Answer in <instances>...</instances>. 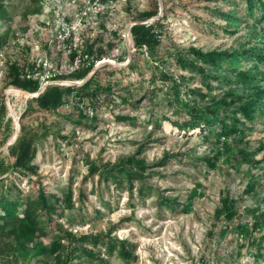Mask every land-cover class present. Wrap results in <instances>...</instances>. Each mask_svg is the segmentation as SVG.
Instances as JSON below:
<instances>
[{
    "label": "rangeland",
    "instance_id": "obj_1",
    "mask_svg": "<svg viewBox=\"0 0 264 264\" xmlns=\"http://www.w3.org/2000/svg\"><path fill=\"white\" fill-rule=\"evenodd\" d=\"M155 1L42 0L40 13L25 16V10L33 9L37 0H7L14 19L3 42L4 48L0 50V104L6 105L0 127V157H10L6 145L16 134L17 121L21 127L46 129L47 135L37 141L34 160L38 165L37 174L23 175L10 170L2 177L9 175L6 183L15 182L22 190L20 195L25 197H34L43 188L64 198L72 189L75 208L65 209L63 214L60 210L51 221L45 218L51 232L56 229L64 235L58 228L60 224L77 237L111 231L113 236L127 239L134 245L136 258L129 262L100 247L102 259L85 257L76 260V264H257L255 247L238 234L236 227L238 223L254 221L249 209L257 203L264 210L260 191L264 185V166L242 163L237 167L225 164L209 169L203 158L216 152L214 138L207 141L200 129L186 134L176 127L174 121L183 122L187 113L180 102L167 101L166 89L170 82L160 77L163 68L177 77L182 73L191 75L175 62L176 49L192 45L204 50L232 49L243 43H254L255 38L245 23L235 34L224 31L226 21L216 12L217 7H221L234 8L243 14L246 5L243 0H163V12L158 15L159 19L164 17L163 43L151 55L148 51L138 52L132 34L127 31L129 25L137 21V13L152 9ZM157 1L160 10V1ZM6 27L0 22V34ZM258 31L264 34V25H260ZM92 41L96 48L106 50L99 62L126 63L131 54L130 63H137L131 68L109 63L100 66L98 81L112 85L115 92L103 94L89 103L96 118L81 117L78 100L72 97L67 98L57 113L41 110L29 92L7 84V62L44 61V77L54 72L65 74L80 64L79 60L72 64L70 50L78 48L81 52L82 46ZM159 57H167V62L163 64ZM238 65L247 69L252 63L241 59ZM72 82L69 79L45 81L60 85H73ZM187 83L190 87H205L198 77ZM259 83H263L262 80ZM212 86V94H220L223 90L216 80ZM204 91L207 92V88ZM120 93H131L137 105L122 102ZM122 115L130 119H121ZM248 126L249 149L255 151L264 141V116ZM140 145L144 146L141 156L152 165L147 180L152 186L149 194L138 192V182L130 191L124 186L116 187L114 182L107 186L100 181L98 172L90 173V161L98 165L114 163L136 152ZM263 154H256V159H261ZM250 172L255 175L258 189L257 193L247 194ZM198 184L200 195L189 213L183 212V204L171 210L160 201L162 194L185 203ZM223 191H229L238 199L239 213L231 221L215 218ZM18 193L19 190H13L14 195ZM262 235L264 228L255 231V236ZM45 240L49 242L50 238ZM2 259L0 257V262Z\"/></svg>",
    "mask_w": 264,
    "mask_h": 264
},
{
    "label": "trees",
    "instance_id": "obj_2",
    "mask_svg": "<svg viewBox=\"0 0 264 264\" xmlns=\"http://www.w3.org/2000/svg\"><path fill=\"white\" fill-rule=\"evenodd\" d=\"M37 1L38 4L33 9L25 10V16L42 11V0ZM100 1L106 3L107 0ZM6 2L7 0H0V22L7 25L3 34H0V50L4 48L3 42L11 30L14 19ZM155 2L156 5L152 9L138 12L135 19L145 20L158 16L159 4L157 0ZM228 2L233 1L228 0ZM243 2L246 5L243 14L234 11V8L226 10L221 7H217L216 12L226 21L224 31L235 34L238 31L237 28L245 23L250 28L251 36L255 38L254 43L251 45L243 43L238 48L232 49L204 50L194 45L186 49H176L175 62L182 70L191 72V75L188 77L182 73L177 77L170 71H165L164 68L160 70V77L170 82L169 88L166 89L167 101L171 104L175 101L180 102L182 110L187 113V118L183 122L174 121L176 127L184 130L186 134L200 129V134L207 141L214 138L216 152L203 158L209 169H215L220 165L225 166V164L237 167L242 163L253 167L264 166V154L261 159H256V154L264 152V141L260 142L255 151H251L250 140H247L250 132L248 124L254 123L259 116H264V68L260 66V64L264 65V34L258 31V27L264 25V0H243ZM163 18L132 26L131 34L134 47L138 52L148 51L154 55L158 51L163 43ZM67 41L69 43L70 39ZM105 52L104 48H96L95 41L87 42L82 46L81 52L78 48L70 50L72 64L74 65L77 60L80 64L74 66L68 73L54 72L47 74L46 77H44L46 74L44 61L41 63L36 60L10 61L7 62V84L29 93H36L49 79L80 81L93 70ZM159 58L163 64L167 62V57ZM241 59L250 60L252 65L247 69L239 68ZM136 64L134 61L129 64V67H134ZM157 66L160 67L159 64ZM99 74L100 70L95 71L82 85L48 84L45 90L32 100L36 102L39 109L53 113L58 112L68 97L92 103L103 94L115 92L112 85L98 81ZM197 77L201 79L205 87H190L187 82ZM213 80L219 82L223 89L220 94L210 93ZM261 80L263 83H259ZM204 88H207V92ZM118 96L122 102L137 105L136 100L130 97L131 93H120ZM77 108L81 117H90L78 104ZM5 111L6 105L3 104L0 108V127ZM92 117H97L95 112ZM120 118L130 119L125 115ZM46 135V129L27 128L22 125L16 142L9 146L10 157L6 159L0 157V257L3 258L0 264H13V261L15 264H32V261H35V264H76L74 263L76 260H82L85 257L102 259L98 250L100 247L109 254L116 253L127 262L136 258L134 245L127 239L113 236L111 231L77 237L72 230L65 229L62 224L58 225V228L64 232V235L58 233L56 229L53 232L48 230L46 226L48 221L45 218L51 221L60 210V214H63L65 209L75 208L71 188L65 193L64 198L56 193H48L43 188L39 189L34 197H25L20 195L22 190L15 182L6 183L10 180L9 175L2 176L10 170L23 175L38 173V165L34 163L38 152L37 141ZM143 148L144 146L140 145L136 152L122 156L114 163L109 161L98 165L90 161V173L98 172L100 181L105 182L107 186L109 182H114L116 187L124 186L130 191H133L135 182H138L136 186L138 192L145 191L149 194L152 186L148 185L147 180L152 165L141 156ZM10 158H13L12 162ZM251 174L252 177L245 189L247 194L257 193L258 189L255 175ZM199 186L200 184L195 186L188 194L185 203H181L177 197L162 194L159 195L160 201L171 210L183 204V212L189 213L195 198L200 195ZM14 189L19 190L18 195L13 194ZM260 191L264 199V185H261ZM259 204L249 209L255 218L254 221L238 223L236 228L238 234L255 247V262L264 264V235L255 236V231L264 228V210L260 209ZM238 213V199L229 191H223L220 205L215 209L216 220L231 221ZM47 238H50L49 242H46ZM65 238L67 241H64ZM261 259L263 263H260Z\"/></svg>",
    "mask_w": 264,
    "mask_h": 264
},
{
    "label": "water",
    "instance_id": "obj_3",
    "mask_svg": "<svg viewBox=\"0 0 264 264\" xmlns=\"http://www.w3.org/2000/svg\"><path fill=\"white\" fill-rule=\"evenodd\" d=\"M160 1V12H163V3L162 1L163 0H159ZM159 19V16H155V17H152V18H149V19H145V20H137V21H134L132 22L129 27H128V31H127V34L131 33V28L133 25L135 24H140V23H145V22H149V21H153V20H157ZM133 39V38H132ZM131 54H129V60L126 62V63H115V62H112L110 60H103L101 62H98L95 67L93 68V70L83 79V80H80V81H73L72 84L73 85H82L84 84L94 73L95 71H97L100 66H102L103 64L105 63H109L115 67H124V66H128L130 64V60H131ZM49 83H45L44 85H42V87L40 88V90L36 93H29V96L31 97H37L39 96V94L41 92H43L45 90V88L47 87ZM21 131V126H20V122L17 121L16 123V134L14 136V138L12 139V141H10L6 146L9 147L10 145L14 144L19 136V133Z\"/></svg>",
    "mask_w": 264,
    "mask_h": 264
},
{
    "label": "built area",
    "instance_id": "obj_4",
    "mask_svg": "<svg viewBox=\"0 0 264 264\" xmlns=\"http://www.w3.org/2000/svg\"><path fill=\"white\" fill-rule=\"evenodd\" d=\"M63 25H64V24H63ZM65 28H67V27H63V29H65ZM77 104H78V106H80L81 109L84 110V112H85L87 115H89V116H91V117L93 116V114H94V109H93L92 106H90L89 103H87L85 100H80V99H78ZM0 105H1V104H0Z\"/></svg>",
    "mask_w": 264,
    "mask_h": 264
}]
</instances>
